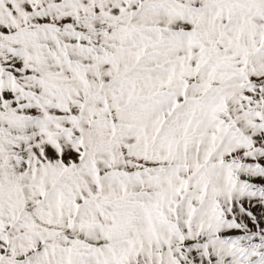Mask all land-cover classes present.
I'll list each match as a JSON object with an SVG mask.
<instances>
[{
	"label": "snow or ice",
	"instance_id": "obj_1",
	"mask_svg": "<svg viewBox=\"0 0 264 264\" xmlns=\"http://www.w3.org/2000/svg\"><path fill=\"white\" fill-rule=\"evenodd\" d=\"M0 264H264V0H0Z\"/></svg>",
	"mask_w": 264,
	"mask_h": 264
}]
</instances>
